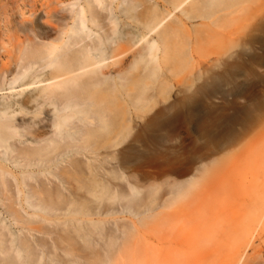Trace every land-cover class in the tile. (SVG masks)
Here are the masks:
<instances>
[{
	"label": "rangeland",
	"instance_id": "374dc122",
	"mask_svg": "<svg viewBox=\"0 0 264 264\" xmlns=\"http://www.w3.org/2000/svg\"><path fill=\"white\" fill-rule=\"evenodd\" d=\"M88 1L0 0L7 115L49 125L50 107L34 121L22 104L36 90H23V53L71 31ZM159 1L95 9L105 21L88 26L108 48L106 80L81 77L90 80L79 115L93 126L67 141L88 150L74 154L71 175L64 161L68 174L4 172L0 264H264V0L183 10ZM151 11L162 20L155 33L143 24ZM150 43L153 59L142 57ZM16 122L3 127L1 150L32 140Z\"/></svg>",
	"mask_w": 264,
	"mask_h": 264
},
{
	"label": "bare ground",
	"instance_id": "6f19581e",
	"mask_svg": "<svg viewBox=\"0 0 264 264\" xmlns=\"http://www.w3.org/2000/svg\"><path fill=\"white\" fill-rule=\"evenodd\" d=\"M156 1L160 2L159 0ZM174 1L175 9L183 10L185 4L190 0ZM217 1L202 0L201 4L204 5L202 8L211 7ZM103 2L107 3L108 6L113 0H89L87 4H89L90 12L88 13V10L81 7L77 13L76 24L71 31L68 28L64 29V32L53 43L36 44L24 50L22 61L25 63H21L20 69L22 73L27 71L29 74L27 80L22 83L23 90H36L26 101H22V104L26 107L33 105L32 108L35 109L31 113L34 116V121L37 117L36 112L41 113L43 108L50 107L52 115L47 119V124L49 125H46L43 124V119L38 122H31L25 119H16V115H7L4 110L12 108V104L10 103H6L0 107V111L3 110L0 115V123H3L0 126L1 140L6 142V135H11L9 133L5 134L3 127L7 128L15 120L17 121L14 123L15 127L23 130L20 133V137L22 139H32L31 141L22 142L20 140L9 141V148L7 150L6 148L1 150L2 146L0 145V153H2V156H0V187L4 186L2 178H5L3 176L5 171L27 173L28 175H25L27 180L31 179L32 174L36 176L42 175L45 170L51 176H55L56 174L61 175L62 173L68 174L69 168H63L67 172H62L63 169H59L60 164H62L61 161L68 163L69 167H71L76 161L73 158L74 154L88 150L87 146H71L69 142L67 144V141L75 140V135L80 136L83 129H88L90 133L89 127L93 126H89V122L79 115L83 112L81 111L82 105L86 103L85 100L88 98L84 90L87 88L86 83L90 80L88 77L86 80H83L81 77L85 74H95L103 75L106 80L105 57L108 48L102 37H98V40L92 37V32L88 26V23H92L98 27L103 25L105 20L95 10L96 8L103 9ZM69 12L71 19L74 10L71 9ZM140 13L142 15L139 14V18H142L145 13ZM146 13H148V16L144 17H147V19L142 23L144 27L149 29L150 33H155L162 23L160 15L157 11ZM119 14L121 12L117 8L111 10V15L116 17ZM135 19L137 18L135 17ZM103 28L101 27V29ZM55 30H58V27H55ZM114 42L111 41V46ZM136 43H132L128 47L121 46V50L111 48L112 56L127 52ZM154 48V43H150L142 57L150 56L153 59ZM33 68L34 70L31 72L30 70ZM41 74H44L45 77L40 78ZM16 80L12 84L16 83ZM44 129L49 130V132L47 134L48 137L42 139L44 132L41 130ZM71 130L75 132L73 133ZM29 135L31 138H29ZM49 164L52 166L49 167ZM72 168L74 166L69 170L70 175L74 172H72ZM34 210L35 212L37 210V212L40 211L48 215L52 213L43 209Z\"/></svg>",
	"mask_w": 264,
	"mask_h": 264
}]
</instances>
